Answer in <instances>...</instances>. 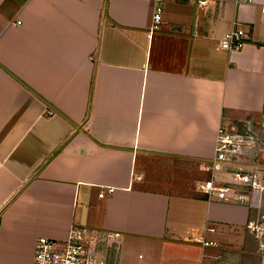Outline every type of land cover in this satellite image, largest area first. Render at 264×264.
<instances>
[{"label": "crops", "instance_id": "crops-1", "mask_svg": "<svg viewBox=\"0 0 264 264\" xmlns=\"http://www.w3.org/2000/svg\"><path fill=\"white\" fill-rule=\"evenodd\" d=\"M163 1L0 0V264L77 225L120 264H264L257 210L199 190L220 124L264 112V0Z\"/></svg>", "mask_w": 264, "mask_h": 264}, {"label": "built area", "instance_id": "built-area-1", "mask_svg": "<svg viewBox=\"0 0 264 264\" xmlns=\"http://www.w3.org/2000/svg\"><path fill=\"white\" fill-rule=\"evenodd\" d=\"M198 10L242 0H185ZM164 1L157 0L153 21L160 23ZM250 38L243 27H234L219 41L227 51L242 49ZM259 122V123H258ZM264 112L259 121L253 117L235 123L222 122L217 130L215 152L202 164L206 173L199 190L207 200L245 205L257 210L245 226L264 250ZM112 191V189H108ZM102 197L103 193H99ZM206 230L214 231L207 227ZM204 246H216L214 241L198 239ZM122 234L119 231L95 230L88 226H72L65 239L38 237L34 244L32 264H120Z\"/></svg>", "mask_w": 264, "mask_h": 264}, {"label": "rangeland", "instance_id": "rangeland-1", "mask_svg": "<svg viewBox=\"0 0 264 264\" xmlns=\"http://www.w3.org/2000/svg\"><path fill=\"white\" fill-rule=\"evenodd\" d=\"M260 160H261L260 163L264 166V158H262V159H260ZM149 174H150V173H149ZM202 176H203V175H202ZM202 176H201V177H202ZM201 177H200V178H201ZM202 178H203V177H202ZM124 247L126 248V244L123 246V255H125ZM128 247H129V244H128ZM129 248H130L131 250H135V249H136L135 246H130ZM122 259H123V256H122Z\"/></svg>", "mask_w": 264, "mask_h": 264}]
</instances>
